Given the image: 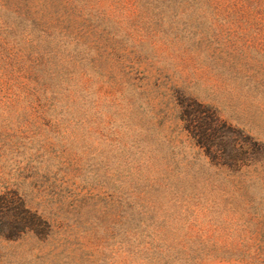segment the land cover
<instances>
[{
  "label": "rangeland",
  "instance_id": "obj_1",
  "mask_svg": "<svg viewBox=\"0 0 264 264\" xmlns=\"http://www.w3.org/2000/svg\"><path fill=\"white\" fill-rule=\"evenodd\" d=\"M195 102L264 146V0H0V264H264Z\"/></svg>",
  "mask_w": 264,
  "mask_h": 264
},
{
  "label": "trees",
  "instance_id": "obj_2",
  "mask_svg": "<svg viewBox=\"0 0 264 264\" xmlns=\"http://www.w3.org/2000/svg\"><path fill=\"white\" fill-rule=\"evenodd\" d=\"M197 103V102H195ZM201 104V103H200ZM198 107L190 114L189 125L198 143L221 166L241 168L258 160H264V146L240 129L227 125L216 116L206 123L204 109ZM206 117L210 116L205 114ZM213 115V114H212Z\"/></svg>",
  "mask_w": 264,
  "mask_h": 264
}]
</instances>
